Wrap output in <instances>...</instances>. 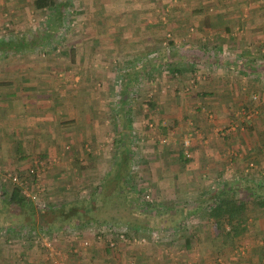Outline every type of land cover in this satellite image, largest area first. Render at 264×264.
<instances>
[{
  "label": "rangeland",
  "instance_id": "obj_1",
  "mask_svg": "<svg viewBox=\"0 0 264 264\" xmlns=\"http://www.w3.org/2000/svg\"><path fill=\"white\" fill-rule=\"evenodd\" d=\"M81 1L82 0L67 1L65 5L67 10L63 12V27L53 35L49 43L43 47L36 48L37 57L46 62H52L53 57H49L51 55L58 57L63 64L61 67H64L67 62L72 59L70 56L72 50L76 53L80 48V44L90 42V35L93 33L99 35L104 34L110 38L115 35H124V41L126 40L125 52H128L125 55L133 51L135 56L134 58H132L131 55H129V57H124L120 54L122 53L121 50L110 49L111 53L106 59V62L108 61L107 66L100 64L96 58L93 60L91 59L92 64L89 65L88 70L90 72L94 70L98 71L95 75L98 79L97 82L93 84L91 82L92 85H89V87L93 88L90 91L97 95L100 94L101 99L103 94L108 102L104 104L99 101V97V100L97 99L98 101H93L91 111L89 112L92 113L95 118H101V115L107 118V121H105V123L102 122L103 124L100 125L102 129L106 128V130L103 131L106 133L99 138V141L97 137L89 140L88 138L82 141L79 140L78 148L80 149L74 148L75 141L71 138L72 136L68 135L65 137L63 139V146L60 145L62 147L59 148V154L56 156L57 158L53 156L46 161L47 164L48 162L51 163L46 166L39 179L40 187L42 188V190L38 189L39 196H37V199L26 197L28 201L32 202L36 210L54 205L55 201L52 198L46 199L48 197H46V186H44L41 179L49 169L51 170L56 166L54 164L57 162L69 168L68 179L71 181L67 186L69 189L66 193L69 192L68 196L72 197V199H70L71 201L84 199L85 196H89L92 193V189L95 190L97 186L102 184L103 179L105 180L107 176H104V168L108 172L113 167V160H115L116 152H118L115 146L116 138L120 137L121 130H123V126L121 125L122 119L119 114L121 110V108H119V106H121L120 97L124 96L122 95L121 86H124L129 81L127 75L131 74V68H141V72L140 70L137 72L136 80L130 81L128 91L125 95L128 100L127 103L132 106L131 121L128 124L131 132L128 146L132 154L130 166H132V172H134L136 176L132 178L131 186L138 194V200H141L142 203L145 201L148 205L146 211H142L139 204L137 207L134 204L132 208L128 209V218H124L119 222L116 221L117 224H115L118 226H125L124 224H127V226L131 228H141L139 234L130 232V240L126 243L130 244L132 242H137V244L142 243L146 245V243L151 242L159 246L162 250L167 247L166 251L168 254L173 255L172 259L175 260V256H180L181 251H184L181 241L184 240L185 235L188 238H192L191 243L194 245L198 235H201L203 242L206 244L212 242L211 238L217 239L216 248L214 250H206L216 253L213 257L214 264H232L231 258L240 259V257L244 259L251 256L252 258L260 259V256L264 253V248L263 250L260 248L264 238L262 236L264 232L261 233L262 227L260 226L261 219L264 220L262 218L264 217V206L257 205L256 202L250 200L251 198L245 197L247 205L244 214L245 218H247V230L242 236L235 240V244L232 247L231 245H221L220 237L214 235L217 231L212 230L215 229L211 222L212 219L207 220V211L204 204L202 205L199 203V199L203 196H207L211 191L219 190L223 182H229L232 185L237 183L242 186L243 184H250L252 187H259L261 190H264V183L258 184L256 182L257 185H252L250 183L251 171L253 170L255 172L256 170L254 167L255 163L251 161V159L245 160L246 165L244 169H241V173L238 172L236 177H230L228 173H221V175H219L220 177H216L214 180L208 182L207 185L203 184L202 187L199 186L200 190H196V192L199 193L203 190L200 192L199 196L192 198L188 192L182 194L184 196L183 199L165 198L164 194L166 193L161 192V186L154 185L152 181L154 176L151 174V168L149 167L150 162L154 160L156 163V159H160L162 154L168 155L167 152L169 147H178L183 144L185 139L190 142L191 149L193 135L195 136L198 134L199 141L204 143L209 138L208 135H214L215 137L225 139L235 134V132L247 130V126L251 124L250 122L254 118L256 119V116L260 115L261 111L262 113L264 112V89L260 87L254 91L252 90L251 93L248 92L247 97H249V101L231 113L229 120L224 123L218 122L219 117L217 113L213 112L207 103L202 102L201 98H199V100H201V104H199L201 106L198 107L199 109L195 105L190 107L182 105L180 106L182 107L181 109H178L177 106V109L172 112V120H175L173 124H171L172 120L168 114H166V118L163 110L156 113L155 109L156 103L154 100L160 101L163 98L167 99L171 89L179 96L196 95L199 82H208L212 80V78H209L210 76L212 77L215 74L220 76L226 73V71H224L226 65L223 64L225 60H230L235 63L232 66L233 72L231 74L235 76L234 78H236L238 82H241L244 87L246 84L244 82L246 81L249 84L253 79L260 78L259 80H262L259 73L254 74L248 68L244 69L242 67L245 63L250 61H248L249 58L245 53H242L243 49H241L244 48V26L240 21L237 22L236 18L241 19L244 16L245 10L234 7V5L229 3L230 0H202L204 2L201 4L199 0H154V2L152 1L154 4V8L152 9L143 7V2L146 0H142V9L123 6L124 8L121 9L107 10V12H110V16L117 12L118 14H114L115 16L119 15L125 17L126 22L129 24L120 25L122 23L120 19L119 23L117 21H110L101 23L103 25H85L79 19L81 13L84 11ZM235 1L237 3H242L244 0ZM217 2L220 5L219 7L215 5ZM205 3H208V5H204ZM47 12L48 10L46 7L41 10L30 8L29 16L26 21L27 23L24 26V24L11 22L9 10H0V40H6L5 38L9 35H12V37L24 38L36 37L43 32V29L47 25L44 24ZM157 15L164 17V24L143 26L139 24L137 20V18H141L142 16L153 17ZM133 21L135 23L131 25ZM151 37L155 39L149 42ZM138 38L139 41L137 40ZM234 39L236 40L234 41ZM134 42H139V46L137 45L134 48ZM234 42H237V46L232 47ZM97 43L100 45V42ZM154 43L157 44L155 47L153 46ZM238 46H241V48ZM173 52H175V55H173ZM165 54L168 55L167 60L163 58L159 59ZM176 54H178V56ZM186 54L199 55V57L195 62H192L186 58ZM37 57L34 58L37 59ZM176 59L180 62L177 63ZM103 61L105 62L104 59ZM150 65H156L155 69L144 73L142 68H146L147 70V67ZM68 66H71V62H69ZM256 66L260 65L256 64ZM224 67L225 69H223ZM106 70H108L107 73L110 74L109 81L103 86L100 78L103 74L102 72ZM178 70H182V72ZM212 72L215 73L211 75ZM186 75L187 78H185ZM164 79L169 81L166 83ZM76 80H72V84H74L78 92L80 87L78 85L79 81ZM258 85L263 84L259 83ZM63 87L64 84H62V89ZM242 91L245 95L247 90L242 89ZM240 92L241 91L238 92V95H240ZM82 111L83 110L80 112ZM195 114L203 115L202 119L196 120L198 117H196ZM159 117L162 118L157 120ZM124 118L128 117L125 116ZM100 126H98L97 129L99 133L100 130H102ZM26 147L28 148V143ZM146 149H148V151H145ZM176 149L177 148H175V150ZM152 151L157 156L151 160L147 158V153ZM156 151L159 152L157 153ZM31 157L28 166L25 167L26 169L24 170V174H27L25 177H22V179H29V182L31 178L29 170L35 167V162H45L43 160L44 158L38 157L36 154ZM87 157L98 158L95 161H99L101 158L107 161V167L103 166V169L99 167L100 171L97 169V176H95L93 180L95 183L97 182V184L93 183L90 185L82 183L77 178L79 171L77 170V173H75V169L77 168L80 171L84 169L82 162H84ZM148 160L149 166H146L148 165ZM99 164H101L100 161ZM7 167L0 161L1 245L6 244L5 246H7L8 250L12 253L15 249H20L25 245L28 246L32 242L34 246L37 245L41 254L51 261L55 256L57 257V255L48 257L47 250L38 243L37 237L41 235L42 232H45L46 235L49 236L54 242V246L57 250L58 247L61 248L60 245L58 246V243L66 238L72 241L76 240L77 243L79 236L82 235L81 232L95 238V234L93 235L94 231H88L89 227L84 230L81 228H65L64 230H50V232L45 230L44 226H37L31 229L27 223L31 217H27L28 215L25 213L26 211H24L27 209L22 208L23 210H21L15 205L6 203L11 189L15 187V184L11 182V176H20L18 173L19 171L11 172L10 166ZM255 178L259 180L261 177L259 174H256ZM73 181L75 182L73 183ZM191 181L192 179L190 178L187 182L190 184ZM32 184L33 186L30 185L28 189L30 194L34 193L36 190L33 182ZM262 193H264V191H262ZM237 195L239 197H244L242 193H237ZM258 195L255 196L257 197ZM105 202H107L106 199ZM179 204L182 205L181 208L178 206ZM85 205L92 206L93 202L87 199ZM95 205L96 206L93 205L92 207L103 206V204L101 206V203L98 202H96ZM174 205L177 207L172 209ZM168 214H170V216ZM173 220L175 221L174 224ZM109 223L113 224L114 222L111 221L108 222V224ZM145 228H148L150 231H147ZM203 229L204 231L202 232ZM226 229H228V226ZM85 239H79V241L81 240L83 246H88L89 242ZM84 242H88V244L84 245ZM99 242L106 244L104 240ZM125 244H118L117 248H122ZM231 248L234 249L232 250ZM188 250L190 254L188 256L189 260L185 264H198V261H196L198 252L192 248ZM16 255L18 258L20 257L17 251ZM193 258L195 260H193ZM56 259L57 258H55V260ZM175 264L178 263L175 261Z\"/></svg>",
  "mask_w": 264,
  "mask_h": 264
},
{
  "label": "crops",
  "instance_id": "obj_2",
  "mask_svg": "<svg viewBox=\"0 0 264 264\" xmlns=\"http://www.w3.org/2000/svg\"><path fill=\"white\" fill-rule=\"evenodd\" d=\"M67 1L68 0H56V2L63 4L64 7ZM141 1L142 0H82V9L84 11L81 13L79 19L85 25H99L110 21H117L119 23L120 19L122 22L120 25L129 24L126 22L125 17L119 15L115 16L114 14H118L117 12L110 16V12H107V10L121 9L124 8L123 6L142 9ZM152 1L154 2V0L144 1L143 7L147 9L154 8ZM203 2L204 1L199 0L200 4ZM217 3L214 4L219 7L220 5ZM229 3L234 5V7L245 10L244 16L241 19L236 18V21H240L244 26L243 29L245 31L244 48H241V46L238 47L243 49L242 53H245L249 58L248 61H250L245 63L242 67L244 69L248 68L254 74L259 73L262 80H259L260 78L253 79L249 84L246 81L244 82L246 83L244 87V85L238 82L236 78H234L235 76L231 74L233 72L232 66L235 63L230 60H225L223 64L226 65V69L225 67L223 69H225L224 71H226V73L219 76L218 74L213 75L215 72H212L211 75L213 76L209 77L212 78L211 81L204 83L199 82L196 95L179 96L171 89L170 94H168L169 99L163 98L160 101L154 100L156 103V113L163 110L165 117L167 118L166 114H168L172 120V112L177 109V106L178 109H181L182 107L180 106L182 105L187 107L195 105L198 108L201 106L199 104H201L202 100V102L209 105L213 112L217 113L219 117L218 122L224 123L229 120L231 113L249 101V97H247L248 92L251 93L252 90L254 91L259 87L264 89V0H244L242 3L230 0ZM204 5H208V3ZM30 8L36 10L42 9L37 8L33 0H0V10H9V18L11 22L16 24L26 25ZM47 10L48 12L44 24H48L51 15L50 8H47ZM163 18L164 17L158 15L153 17L142 16L141 18H137V20L139 24L143 26H150L164 24ZM134 23L133 21L131 25H134ZM38 36H41V34L36 37H30L29 39H35ZM8 37L12 38V35ZM8 37L5 39H9ZM90 37V42L80 44V48L76 53L72 50L70 55L72 59H70L64 67H61L63 64L58 57L48 55L49 57H53L52 62H46L38 58L36 48L0 53V161L5 167L10 166L11 172L24 171L32 158L31 156L35 154L38 155V157L44 158L43 160L45 162L53 156L57 158L56 156L59 154V148L64 144L63 139L68 135L72 136L71 138L75 141L74 148L80 149L78 148L79 140L82 141L86 138L89 140L97 137L99 141V138L106 133L103 132L106 128L102 129L100 125L103 124L102 122L105 123L107 118H105L104 115H101V118H95L94 115L89 112L91 111L93 101H96L100 97V94L97 95L90 91L93 87H89V85L97 82L98 79L95 77L98 71L94 70L90 72L88 70L89 65L92 64L91 59L93 60L96 58L100 64L107 66L108 61L106 62V59L111 53L110 49L121 50L122 53L120 54L124 57H129V55H131L132 58H134L135 53L132 51L130 54L125 55L128 52H125L126 40L124 41V35H115L110 38L104 34L99 35L93 33ZM152 39L155 38L151 37L149 42ZM137 40L139 41V38ZM235 40L236 39H234V41ZM97 42H100V45H98L99 43ZM138 43L139 42L133 43L134 48ZM155 45L157 44L154 43L153 46L155 47ZM235 46H237V42H234L232 45V47ZM173 55H175V52H173ZM176 55L178 56V54ZM185 56L192 62H195L199 57V55L196 56L193 54H186ZM34 57H37V59ZM69 62H71L70 67L68 66ZM176 62L179 63L180 61L176 59ZM254 63L260 66H256ZM155 67L156 65H150L147 67V70L146 68L142 69L145 70L144 73H146V71H153ZM131 69V74L127 75L129 80L133 77V74H136L141 68ZM178 71L182 72V70ZM107 72L108 70L103 71L100 78L103 86L109 81L110 74ZM185 78H187V75ZM74 79L79 81L78 85L80 88L78 92L74 84H72V80ZM168 81L169 80L164 79V82L167 83ZM128 82L130 83V81ZM259 83L263 85H258ZM62 84H64L63 89ZM242 89L247 90L245 95ZM125 90L128 91V89H125V85L121 86L122 95H124L122 97L124 98L126 97L124 94ZM239 91H241L240 95H238ZM177 93L179 94L178 91ZM199 98H201V100H199ZM99 99L98 100L104 104L108 102L103 94L102 99L101 97ZM120 104H122L121 101ZM81 110L83 111L80 112ZM195 116L198 117L196 120L202 119L203 117V115L200 114H195ZM256 117L257 118H254L250 122L251 124L247 126V130L235 132V134L225 139L215 137L214 135H208L209 138L204 143L199 141L198 134L195 136L193 135L191 148L193 156L189 161L180 162V155L175 150L177 147H169L167 152L168 155L162 154L160 159H156V163L154 160V163L150 162V166L148 160V165L146 166L151 168V174L154 176L152 179L154 185L161 186V192L166 193L164 194L165 198L183 199L184 196L182 194L188 192L192 198H195L203 191L201 190L199 193L196 192V190H200L199 186L202 187L203 184L207 185L208 182L214 180L216 177H220L219 175H221V173H228L230 177H236L238 172L241 173V169H244L248 159H251V161L255 163L254 167L256 168L255 172L253 170L251 171L250 183L252 185H257L256 182L258 184H263L264 112L262 113L261 111L260 115ZM161 118L162 117H159L157 120ZM171 122V124H173L175 120ZM98 126L102 129L100 133L97 132L99 131L97 130ZM118 139L119 138H116L117 141ZM27 143L28 148L26 147ZM145 151H148V149ZM153 151L147 153L148 159L152 160V158L157 156ZM156 152L158 153L159 151ZM91 157H87L86 160L82 162L84 165L83 170L80 171L78 168L75 169V173H77V170L79 171L77 178L82 183L90 185L93 183L97 184V182L95 183L93 181L95 176H97V169L100 171V168L103 169V166H108L104 158L99 159L101 163L99 164V161H95L98 158ZM58 163L59 162L54 164L56 166L51 170L49 169L41 179L44 186H46V197H48L45 198H52L56 204L72 202L73 200H70L72 197L68 196L69 192L66 193L69 189L67 186L71 181L68 179L69 168ZM104 173V176L108 174L105 168ZM256 174L260 175L261 178L259 180L255 178ZM190 178L192 179L190 182L191 185L187 182ZM74 182L75 181H73V183ZM226 183L231 184L229 182ZM262 191L264 190L258 188L257 192L259 195L257 193L255 195H258L259 198L254 195L250 200L253 202H257L258 199H260L261 202L264 201V193H262ZM55 203L54 205H56ZM178 206L180 208L182 207L180 204ZM176 207L177 206L174 205L172 209ZM20 209L23 210L22 207H20ZM24 211H26L27 217H31V219L29 218L30 220H33L35 213L36 215L40 213L39 210H36L35 213L30 212L28 209ZM168 215L170 216V214ZM262 218L264 219V217ZM174 223L175 221L173 220V224ZM125 226L128 232L139 234L141 231V228ZM260 226L262 227L261 233H263L264 220L262 219ZM145 229L147 231L149 230L148 228ZM55 230L58 229L55 228L54 231ZM203 231L204 229L202 232ZM81 233L82 235L79 236V239L86 238L85 240L89 242L88 246H83L79 239L76 243V240L72 241L66 238L62 240L63 242L60 241L58 243V246L60 245L61 248L58 247L59 253L57 257L55 256L51 261L44 257L37 245L34 246L32 242L28 246L25 245L20 249H15L12 253L8 250L7 246H5L6 244H0V264H175V261L178 264H185L189 260V248L195 249L198 252L196 258L198 264H214L213 257L214 254H216L206 250H214L216 248L217 239L211 238L212 242L206 244L203 242L201 235H198L195 245L191 243L189 246L186 245V238L188 239V237L185 235L184 240L181 241L184 251H181L180 256H175V260H173V255L168 254L166 251L167 247H165L163 251L159 246L151 242L146 243V245L142 243L137 244V242H132L130 244L126 243L122 248L110 249L107 248L106 244L95 240L92 236L84 234L83 232ZM262 236L264 237V233ZM235 248L237 249L236 246ZM260 248L262 250L264 248V238ZM231 249L233 250L234 248ZM16 251L20 254L19 258L16 255ZM263 255L260 256V259L252 258L251 256L244 259L241 257L240 259L231 258L232 264H264ZM55 258L57 259L55 260ZM193 260L195 259L193 258Z\"/></svg>",
  "mask_w": 264,
  "mask_h": 264
},
{
  "label": "trees",
  "instance_id": "obj_3",
  "mask_svg": "<svg viewBox=\"0 0 264 264\" xmlns=\"http://www.w3.org/2000/svg\"><path fill=\"white\" fill-rule=\"evenodd\" d=\"M34 5L37 8L47 7L51 10V15L48 20V24L43 29L41 36L35 39L12 37L6 40H0V53L21 51L29 48H39L49 43L53 35L63 27V12H66L67 8L63 4L56 2V0H34ZM167 60L168 55L165 54L159 59ZM145 71V70H143ZM136 74L129 81L136 80ZM127 82L125 89H128ZM124 91V94H126ZM122 104L119 106L120 116L122 119L121 135L116 140L115 146L118 152L113 160V167L108 171L105 180L102 184L97 186L95 190L89 196H85L82 200H73L72 202L57 203L56 205L45 207L39 210V215H36V208L29 202L28 199L22 195L20 188L14 187L11 189L6 203L9 205H15L28 209L30 212H34V218L28 223L31 229L39 226H44V229L49 231L68 229V228H81L84 230L88 228V231H94L93 235L99 231V228L103 225H107L108 222L121 221L124 218H128L129 210L135 204L136 207L139 204L142 211H146L147 202L138 200V194L131 186V180L136 176L132 172L131 165V151L128 143L130 138V128L128 124L131 121L132 106L127 103V97H120ZM127 116L128 118H124ZM176 151L180 155V162L189 161L190 158H186L183 154V147L179 145ZM183 158V159H182ZM20 178L25 177L24 171H19ZM33 183H37L34 176H30ZM40 181V180H39ZM259 187H252L250 184H235L231 185L226 182L222 183L219 190L211 191L207 196H203L199 199L200 204H204L207 211V220H211L215 229L213 234L216 237H220L221 245L232 247L235 244V240L242 236L247 230V218H245L244 211L246 209V199L253 197L257 193ZM237 193H242L244 197H239ZM87 199L93 202L101 203L102 207L86 206ZM105 199L107 202H105ZM105 202V203H104ZM257 205H264V201L257 200ZM90 207V208H89ZM139 209V210H140ZM128 212V214H127ZM117 224V223H116ZM115 224V225H116ZM127 225V224H124ZM228 226V229H226ZM33 231V230H32ZM211 234V235H213ZM192 238H186V245L191 244ZM107 245V243H106ZM107 248L109 246L107 245Z\"/></svg>",
  "mask_w": 264,
  "mask_h": 264
},
{
  "label": "built area",
  "instance_id": "obj_4",
  "mask_svg": "<svg viewBox=\"0 0 264 264\" xmlns=\"http://www.w3.org/2000/svg\"><path fill=\"white\" fill-rule=\"evenodd\" d=\"M182 145H183L184 156L186 158H190L192 156V152L190 149V142L187 139H185ZM50 163L51 162H48V164ZM48 164L46 162L36 161L35 167L29 170V175L34 176L35 180L37 181V183H34L36 188L34 193L30 194V191L28 190L30 185L33 186L31 178L29 182V179L27 178L21 179L19 176L13 175L10 178L12 184L18 186L21 190L22 195H24L25 197H30L31 199H37V196H39L38 189L42 190V188L40 187L39 179ZM129 233L130 232L126 230L125 226L123 225L118 226L109 223L99 228V231L94 235L95 237L94 239H96L97 241L104 240V242L107 243L110 249H115L117 248L118 244H125L130 240ZM37 239H38V243H40V245L47 250L48 257L57 255L59 253L57 248L54 246V242L49 238V236L46 235L45 232H42V234L39 235ZM87 244L88 242H84V245Z\"/></svg>",
  "mask_w": 264,
  "mask_h": 264
}]
</instances>
